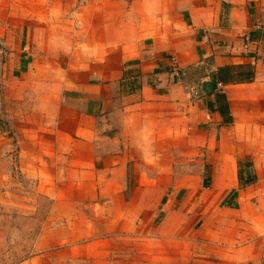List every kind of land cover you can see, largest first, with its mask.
<instances>
[{"label":"crops","instance_id":"obj_1","mask_svg":"<svg viewBox=\"0 0 264 264\" xmlns=\"http://www.w3.org/2000/svg\"><path fill=\"white\" fill-rule=\"evenodd\" d=\"M22 1L30 0H0V18H16L9 33L40 28L59 36L34 37L30 65L42 49L49 58L51 49L70 46L63 34L77 35L80 50L79 62L49 70L55 122L47 141L32 138L39 155L27 154L52 212L73 220L82 214L67 205L100 206L112 232L140 236V248H128L133 264H264V0H35L41 6L31 14ZM223 68L230 79L251 71L254 79L215 88ZM217 94L229 114L221 115ZM194 159L211 189L184 218L194 191L149 177L175 175L174 162ZM239 162L252 164L245 175L256 176L254 185L240 188ZM153 191L164 194L161 220L146 214L147 196H134ZM95 232L91 225L86 235Z\"/></svg>","mask_w":264,"mask_h":264},{"label":"rangeland","instance_id":"obj_2","mask_svg":"<svg viewBox=\"0 0 264 264\" xmlns=\"http://www.w3.org/2000/svg\"><path fill=\"white\" fill-rule=\"evenodd\" d=\"M39 3L43 4L41 0ZM18 4L30 14L41 6L35 0ZM80 4L82 2L79 1L73 8L78 9ZM3 18L6 23L0 18V264L20 263L34 251V259L23 264H133V251H128V248H140L142 241L138 240V234L129 235L122 230L112 232L111 220L100 217L97 212L100 207L98 205L71 204V208L67 205L64 207L68 208L66 212L80 211L82 215L77 213L76 219L74 217L73 220H67L66 213L64 220H61L58 213L52 212L53 204L50 199L38 191L37 180L31 175L34 164L27 160V154L37 156L41 152L40 145H35L32 138L37 142L47 141L45 129L49 127L48 124L55 122L58 105L56 100L48 96L49 70L66 67L71 61L79 62L80 50L76 40L78 36L72 33L63 34L70 46L51 49L52 56L49 58L48 49H42L40 53L43 58L30 65L31 60H26L25 57L29 58L31 52L27 46L31 44L35 47L34 37L39 41L44 39L46 42H58L59 36L38 33L40 28H34L28 34L9 33L7 29L10 24L14 25L16 18ZM22 50L24 55L21 54ZM20 55L22 66L18 60ZM184 149L185 152L189 151L186 147ZM199 165L195 159L177 161L173 163L175 175L167 178L153 175L149 177L153 183H171L172 187L182 186L194 191L195 199H190L185 205L184 218H191V213L187 211H190L199 193H208L211 189V185L204 184L198 175ZM151 173L154 174L155 171L152 170ZM134 180L132 176L129 183L133 184ZM143 195L147 196L146 201H150V209H145L146 214L151 220H161L162 217L158 215L159 202L164 194L155 191L134 194L137 201H141ZM198 211L201 212V208L195 209L194 220H198ZM137 216L139 219L135 222L138 224L145 219L142 207ZM49 218L57 220H48ZM158 223L159 221L154 223V228ZM91 225L96 232L87 236L86 231ZM104 253L109 255L107 259L103 258ZM138 262L143 263L139 259Z\"/></svg>","mask_w":264,"mask_h":264},{"label":"trees","instance_id":"obj_3","mask_svg":"<svg viewBox=\"0 0 264 264\" xmlns=\"http://www.w3.org/2000/svg\"><path fill=\"white\" fill-rule=\"evenodd\" d=\"M229 68H223L220 69L216 76H215V88L218 84H222L223 86L228 85L230 83H245V82H251L254 79V72H246L245 74H239L236 79H230L229 75ZM217 101L221 104V107H219V111L221 115H225V113L229 114V104L227 102L226 97L223 94H217ZM225 112V113H224ZM230 121V122H229ZM228 123L232 122V119ZM1 125V122H0ZM239 185L241 189H244L245 187H249L254 185L257 182V178L252 173H247L245 175V170H249L252 168V164L250 162H239Z\"/></svg>","mask_w":264,"mask_h":264},{"label":"built area","instance_id":"obj_4","mask_svg":"<svg viewBox=\"0 0 264 264\" xmlns=\"http://www.w3.org/2000/svg\"><path fill=\"white\" fill-rule=\"evenodd\" d=\"M247 40H248V39H247ZM218 87H219V88H222V85H221V84H219V85H218Z\"/></svg>","mask_w":264,"mask_h":264}]
</instances>
